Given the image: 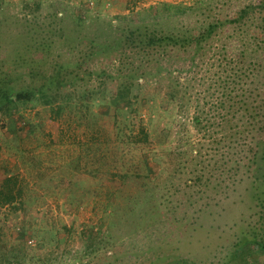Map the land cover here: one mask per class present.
<instances>
[{"label": "rangeland", "instance_id": "obj_1", "mask_svg": "<svg viewBox=\"0 0 264 264\" xmlns=\"http://www.w3.org/2000/svg\"><path fill=\"white\" fill-rule=\"evenodd\" d=\"M99 1L101 4L96 0H0V79L20 83L22 66L16 62L18 53L26 47V53L34 56L40 52L37 56H41L42 51L49 49L47 43L57 44L61 16L68 10L89 16L99 13L100 17L115 22L119 21L116 16L128 14L122 23L143 26L151 22L140 17L152 6L164 2L192 5L193 9L186 14L171 16L163 22L178 31L192 33V40L177 47L160 48L161 57H155L153 71L157 73L155 68L160 64L164 69L161 77H139L137 89L135 84L132 98L126 104L113 103L121 82L116 75L125 68L122 63L96 60L84 65L89 68L79 69V84L72 90L75 94L84 92L83 100L87 103H96L91 108L101 118L94 123L68 110L57 116L49 105L39 103L20 104L11 114L0 108V191L2 198L13 199L0 205V240L15 238L23 231L33 245L36 243L31 235L33 227L64 228L72 233L67 240L71 252L49 264H72L71 254L76 249L82 252L80 235L85 225L107 229L110 219L105 207L124 203L115 188V182L121 185L122 180L108 174L102 190L85 194L80 204L70 201L67 183L57 186L55 182L60 177L68 180L73 162L78 156L90 155L96 146H110L123 136L143 131H150L156 138L162 127L170 125L173 132L168 143L176 147L179 141L175 138L181 133L193 146L175 148L184 164L173 176L174 185L169 184L168 190L158 187L153 195L156 205L153 218L158 219L162 213L163 221L153 219L156 225L148 226L152 217L148 213L138 216L139 208L134 227L127 224L126 216L118 220L115 215L112 220L117 222L111 223L110 241L97 243L89 258L96 264H106L114 254L118 257L114 264H160L189 253L206 258L205 264L217 262L241 227L245 229L255 216L252 213L256 208L248 196V145L254 120L250 117L264 98V51L257 47L261 40L257 30L264 14L255 7L260 0ZM247 6L254 7V12L238 18ZM227 19L219 31L201 44L203 48L194 52L200 43L199 32L211 21ZM249 38L252 41L249 47L254 50L240 45L241 40L249 42ZM224 81L230 83L228 88L232 86L230 98L223 93ZM169 82L183 84L186 95L180 110L175 108L172 114L165 113L166 108L173 106L168 103L166 92ZM218 106L222 108L217 110ZM198 107L203 111L201 130L191 124ZM157 113L160 116L156 119ZM195 149L199 154L194 161ZM88 150L90 153H86ZM147 163L150 174L144 179L153 184L152 179L161 167L150 158ZM235 164L240 167L224 170ZM80 165L79 168L85 167L84 160ZM118 166L121 171L125 169L121 164ZM200 170L205 171L207 179L198 183L205 184L200 188L188 185L192 171ZM130 186L125 189L134 190ZM128 217L133 218L130 213ZM65 243L59 244L61 249Z\"/></svg>", "mask_w": 264, "mask_h": 264}, {"label": "trees", "instance_id": "obj_2", "mask_svg": "<svg viewBox=\"0 0 264 264\" xmlns=\"http://www.w3.org/2000/svg\"><path fill=\"white\" fill-rule=\"evenodd\" d=\"M96 3L101 4L99 0H96ZM255 7L262 9L264 14V0H260ZM191 9H193L192 5L170 2L152 6L144 16L140 17L141 20L145 19L151 22L143 23V26L122 23L128 18V14L116 16L119 21L115 22L100 17L99 13L89 16L75 10L63 12L61 16L62 25L58 28L60 36L58 43H47L46 47L49 49L42 51L41 56H37L40 52L35 53V57L32 53H26V47H23V51L21 50L16 57V62H20L22 66L19 73L21 77L18 78L20 83L15 85L6 79H0V108L11 114L13 109L20 104L31 103L34 105L39 103L49 105L57 116H62L68 110L73 115L80 113L81 116L84 115L94 123L101 118V114L94 112L91 108L96 103H87L83 100L86 96L84 92L75 94L72 90L79 84L78 70L89 68V66L84 67V65L96 60L99 63L105 60L109 64L122 63L125 68L116 75L121 82L115 93L113 103H129L135 84L134 88L137 89L139 77H161V71L164 69L160 64H157L155 68L157 73L153 71L155 57H161L160 48H164V46L177 47L187 40H192V33L178 31L168 23H163L169 20L171 16L186 14ZM251 12H254V7L247 6L241 11L238 18H244ZM228 20L211 21L207 24L199 32V39L197 40L200 43H198V47H195L194 52L203 48L201 44L210 39ZM257 32L261 38L257 47L261 46L262 51H264V16H261V26ZM189 38L191 39L189 40ZM249 44H252L250 38L249 42L240 41L242 48L254 50L255 48H250ZM41 46L44 47V45ZM229 84L224 81L221 83V87L225 97L230 98L233 89L232 86L228 88ZM167 87H169L166 91L168 103L173 104V106L166 108L165 113L172 114L173 109L180 110L186 95L185 90L182 89L183 84L179 82H175L174 85L169 82ZM219 108L222 107L218 106L217 110ZM197 109L191 124L201 130L204 126L201 115L203 111L200 112L199 107ZM156 116V119L159 118L160 113H157ZM250 118H254V120L251 122L252 127L250 128L253 131L252 140L249 141L248 145L250 177L248 196L256 208L252 213L255 216L252 222L245 225V229L241 227L240 231L237 232V237L226 246V252L220 256L217 262L212 264H264V98L258 103V107H254V114ZM205 120L207 122L209 119L206 118ZM171 132L173 131L169 125L162 127L156 138L150 131H143L142 134L139 132L121 137L116 143L110 145L112 147L105 144L102 148L96 146L91 153L90 150L86 152L90 155L78 156L79 158L73 162L74 167H72L71 177L68 180L60 177L59 182H55L57 186L67 183L66 189L70 201L80 204L85 194L98 192V189L102 190L108 174L122 180L121 185L115 182V188L119 191L120 198H123L124 203L122 202L121 205L110 203L105 207L107 219H110L106 231L97 228L95 225H85L82 229V235H80V243L84 245L81 252L83 254L81 255L79 249H76L70 257L74 261L72 264H96L95 260H90L89 255L94 252L97 243L103 245L110 241L111 223L117 222V220H112L115 215H117L118 220L120 216H126L129 220L127 224L133 227L137 225V217L144 213H148L152 217L148 226L156 225V221L158 223L163 221L161 219L162 213L158 219H156L157 217L153 218L152 213L156 209L153 195L157 192L158 187L159 189L165 187L168 190L169 184H173V176L184 164L180 152L175 148L190 144L193 146L192 141L181 133H178L175 138V141H179L176 147L168 143ZM198 151L193 153L194 161L199 154ZM148 158L161 167V171L155 175L154 180L152 179L153 184H149L145 180L146 176L150 174ZM82 160H84L85 167L79 168L78 165ZM118 164L123 165L125 169L119 170ZM239 167L235 164L228 168L224 167V170ZM204 172V170L196 173L192 171L193 176L189 179L188 185H197L198 188L204 185L205 183H198L203 178L207 179ZM210 178L211 176H208V180ZM227 178L229 179V177H225V179ZM128 185H131L130 188L134 187V190L125 189ZM1 192L0 205L7 200H13L2 198ZM141 205L143 209H140ZM108 207H110L109 211ZM138 208L140 212L136 216L135 212ZM109 213H111L110 216ZM129 213L133 216L132 219L128 217ZM31 232V235L36 238V243L33 245L28 243V236L23 231L15 238L13 236L7 240H0V264H29L30 262L49 264L52 259L56 260L64 253L71 252V248L67 244L68 238L72 236L71 231L64 228L56 229L52 225H40L33 227ZM65 241V245L61 249L59 244ZM160 254L161 252L157 254L159 259L162 258ZM117 258L114 254L110 255V261H107L106 264H114ZM206 260V258H199L197 255L188 253L185 256H173L171 259L169 258L168 262L160 264H205Z\"/></svg>", "mask_w": 264, "mask_h": 264}]
</instances>
